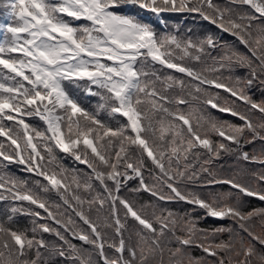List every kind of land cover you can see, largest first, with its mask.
I'll list each match as a JSON object with an SVG mask.
<instances>
[{"label":"snow or ice","instance_id":"6c2138e0","mask_svg":"<svg viewBox=\"0 0 264 264\" xmlns=\"http://www.w3.org/2000/svg\"><path fill=\"white\" fill-rule=\"evenodd\" d=\"M230 5L7 0L0 264H264V207L245 199L264 202V0ZM129 9L196 13L235 39ZM226 155L242 166L216 168Z\"/></svg>","mask_w":264,"mask_h":264},{"label":"trees","instance_id":"16d2710c","mask_svg":"<svg viewBox=\"0 0 264 264\" xmlns=\"http://www.w3.org/2000/svg\"><path fill=\"white\" fill-rule=\"evenodd\" d=\"M215 3L220 4L221 6H231L230 5V0H214ZM163 19H164V26L158 25L156 27V29L158 31H175L177 29L180 30L181 33L187 32L188 29H192V31L198 35L200 34H208L211 33L219 38H221L224 41H233L235 38L230 36L227 33H223L221 32L219 29H217L214 25L209 24L207 21H204L202 18H200L198 16V14L196 13H165L163 15ZM254 92V98L255 99H259L260 98V92L256 91L255 89H253ZM219 116H222L225 119H229L233 122H239L236 120V118L231 117V116H227L225 114H217ZM261 142L257 141L255 143L258 144ZM251 146L253 145H246L245 149L246 151L251 152ZM258 151V150H257ZM70 158L65 157L64 159V163L65 164H70L69 163ZM243 162H237L236 158L234 156L231 155H226L221 157V159H219L218 161H215L214 166L216 168H218L219 170L228 173L231 172L233 170H235L237 167L242 166ZM252 167V166H251ZM255 168H257V170H259V165H255ZM10 171H12L13 173H17V174H21L18 171H13L12 169H15V166H9ZM147 178V176H146ZM133 186H136V181H133ZM143 199H148V195L145 193L141 194ZM246 200L249 201V207H264V202H261L255 198H245ZM5 207V205H0V210H3ZM175 208L179 209V210H185L187 209L189 206L184 205V204H179V205H175ZM22 222H26V218H21ZM220 223H231L230 221H215L211 218H209L206 222H205V226L207 227H213L216 226ZM77 243H79L78 241H76ZM196 255H199V251L195 250Z\"/></svg>","mask_w":264,"mask_h":264},{"label":"rangeland","instance_id":"374dc122","mask_svg":"<svg viewBox=\"0 0 264 264\" xmlns=\"http://www.w3.org/2000/svg\"><path fill=\"white\" fill-rule=\"evenodd\" d=\"M260 147H261V144L260 143H258L256 145H253V146H251V151H253V148H255L256 150H259Z\"/></svg>","mask_w":264,"mask_h":264}]
</instances>
